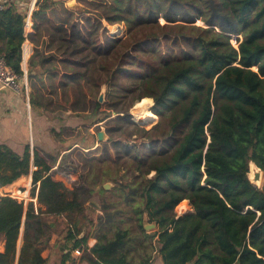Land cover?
Instances as JSON below:
<instances>
[{"label":"trees","instance_id":"trees-1","mask_svg":"<svg viewBox=\"0 0 264 264\" xmlns=\"http://www.w3.org/2000/svg\"><path fill=\"white\" fill-rule=\"evenodd\" d=\"M91 3L96 14L91 23L87 19V38L77 20L70 22L75 13L62 6L52 22L47 19L56 14L55 3L36 2L35 22L50 24L55 48L66 56L63 101L83 115L77 106L102 84L114 102L127 100L124 113L152 99L150 115L158 123L150 131L134 126L150 152L143 156V145L133 146L130 165L139 174L126 184L115 181L119 199L105 202L93 218L80 194L67 193L63 181L50 175L55 158L34 151L26 209L12 198L0 200V264L13 262L23 215L18 264H45L41 252L52 235L60 264H154L157 256L160 264H264V186L248 179L250 163L264 172V0ZM102 20L123 24L125 39L104 42L98 36ZM23 28V16L7 4L0 11V58L16 76L22 75ZM139 53L156 62L141 67ZM125 63L137 71H126ZM123 74L128 87L118 83ZM29 158L28 146L19 156L0 144V186L27 175ZM99 192L107 193L102 186ZM185 200L192 211L177 216L174 210ZM144 215L156 224L151 235L143 230ZM90 238L96 243L88 249Z\"/></svg>","mask_w":264,"mask_h":264},{"label":"crops","instance_id":"crops-1","mask_svg":"<svg viewBox=\"0 0 264 264\" xmlns=\"http://www.w3.org/2000/svg\"><path fill=\"white\" fill-rule=\"evenodd\" d=\"M37 1L45 0H8V5L12 4L16 12L23 16L24 42L21 46L22 59L20 63L22 75L17 78V89L0 85V144L19 156L23 155L25 147H29V171L26 175L25 185H22L28 194L32 172L35 170L33 166L34 151H38L45 157L46 155L54 157L53 165L54 161L58 165L63 155L69 152L68 150H59L58 147L67 142L66 135L69 129L79 130L86 124L89 134L92 135L91 129L100 123L93 120L89 124H84L86 119L83 115L87 114L77 116V112H71L66 102L63 101L62 87L59 82H61V76L67 73V68H63L66 56L62 49L61 51L56 50V41L51 35L50 24L41 23L39 20L35 22L33 16L39 10L36 6ZM46 1L55 3L52 7L55 12L61 11L62 6H67L72 2L78 3V0ZM78 10L77 7H74L69 11L75 13ZM47 20H50V16ZM29 72L31 74L30 81L28 80ZM71 147L77 148L78 142H74ZM28 202L29 199L23 204L24 209ZM184 202L187 203L186 200ZM23 226L24 215L11 264H18L23 245ZM56 237V235H52L48 247L41 252L42 258L46 259L45 264H60V253L54 247ZM95 243L96 239L90 238L87 244L88 249L92 248ZM0 253H4V243L1 239ZM77 256L79 257L80 253H72V257L78 258ZM152 258L154 259V257ZM154 261V264H160L158 256ZM76 264L86 263L77 261Z\"/></svg>","mask_w":264,"mask_h":264},{"label":"rangeland","instance_id":"rangeland-1","mask_svg":"<svg viewBox=\"0 0 264 264\" xmlns=\"http://www.w3.org/2000/svg\"><path fill=\"white\" fill-rule=\"evenodd\" d=\"M92 0H78L76 7L79 9L75 11V15L73 16L71 23L78 21V25L87 37V32L90 30V26L88 25L87 19L90 18V23L94 18L93 11L95 8L92 3ZM93 1H100V0H93ZM74 3V2H72ZM74 4H72L73 6ZM64 8L68 9V6H64ZM56 14H52L50 20L55 22L57 17H59L58 12ZM62 17V16H61ZM67 16L65 15L63 19ZM162 23V22H161ZM102 27L104 30L99 31L98 36H101L102 40L105 42L107 39H125L127 36V32L125 26L123 24H115L109 25L107 22L102 20ZM196 25H201L200 22H196ZM121 28V32L117 34H113L114 28ZM234 37L232 36L231 42L235 41ZM88 38V37H87ZM141 56V64L140 66L145 68L146 65H154L156 60L151 59L150 57ZM155 57L158 55L156 52ZM124 69L128 71L129 69L133 71H137L135 66L130 65L129 63L124 64ZM107 78L106 75L103 76L102 81H105ZM130 80L128 79L127 74H123L121 78H119L118 83L124 87L130 86ZM91 87V86H90ZM103 88V89H101ZM100 91L96 92L92 90L88 92L87 99H85V103L79 104L77 106L78 110L84 109V113L87 115H83L86 119L84 122L89 124L93 120L98 123L99 125L91 129L92 135L88 132V127L83 125L79 130L76 128H72L67 132L66 137L68 138L67 142L62 143L59 145V150H68L67 154H64L63 157L58 162V165H52V171L50 175L54 179H58L63 181L65 185V189L67 193L69 192H78L81 196V201L85 208H90L91 210L95 211V214H91V217L94 218L95 215H101V206L106 203H111L109 201H117L119 197L115 194V188L117 183L115 181L122 182L126 184L132 181L134 176H137L138 172H133V168L130 165V159L134 154L133 146L143 145V149L140 150L143 156L149 154V142L146 138L142 137L139 134V131L134 129V126L139 129H143L144 131H150L155 127L156 123H158V119H154L153 123L150 125H145L144 127L141 125L136 124L132 119L131 110L134 108L132 105L130 108H127L126 112L124 113V108L127 106V100L123 99L122 101H117L118 99L111 100L107 97V89L106 85L102 84L100 87ZM102 96L101 102H98L99 96ZM150 99V98H148ZM152 105L148 108V112L150 114V109ZM117 101V102H116ZM98 104L99 107L95 108V105ZM115 111L121 112L116 113ZM123 111V112H122ZM79 113V112H77ZM131 114V115H129ZM81 115V114H80ZM126 115H129V118H126ZM87 117V118H86ZM126 119V120H124ZM97 120V121H96ZM99 131H103L105 133L104 141L98 142L96 135ZM108 131V132H107ZM74 142H78L77 148H72V144ZM52 154V153H51ZM118 160V162H116ZM117 163L121 164V167H117ZM102 174H101V173ZM153 176L151 173L148 177ZM111 178L114 181H111ZM252 184H254L253 180H251ZM25 183V182H24ZM23 183V186L25 185ZM109 184L110 188L107 190V193H100L99 189L104 184ZM256 186V185H255ZM264 186V172L262 171L261 181L259 183L258 188H262ZM31 188L29 190V195L31 193ZM115 194V196H114ZM109 200V201H108ZM90 201L94 203L99 210L95 209L94 206L90 205ZM114 203V202H113ZM122 206L121 203L117 204V206ZM188 211L181 210L178 208V205L175 208V214L177 216H181L185 213H189L192 211L191 206L187 202ZM126 208L123 219L127 221L129 215L131 214L130 211ZM185 212V213H184ZM89 213V212H87ZM121 218V217H119ZM56 222V228L60 229L64 222L62 218L53 219ZM153 231H145L147 235H151ZM132 232H136V230H132ZM155 239L151 241L148 240V243H151V246L154 248ZM138 243V242H137ZM151 258L155 257L152 252H149ZM81 255V254H80ZM139 254L137 253V256ZM78 257V256H77Z\"/></svg>","mask_w":264,"mask_h":264},{"label":"water","instance_id":"water-1","mask_svg":"<svg viewBox=\"0 0 264 264\" xmlns=\"http://www.w3.org/2000/svg\"><path fill=\"white\" fill-rule=\"evenodd\" d=\"M72 4H74V5L72 6ZM67 6H68V9L69 10L70 9H74V7H76V3H70ZM101 89H103V88H101ZM101 100H102V96L100 95L99 98H98V102H101ZM129 115H131V114H129ZM96 138H97V141L98 142L104 141V139H105V133L103 131H99L97 133V135H96ZM251 164L257 169V172L254 173L253 175H252L253 170H252ZM261 175H262V170L260 168H258L254 163H250L249 164L248 179H249L250 182H251V180H253V182H254L253 185L254 186H255V182L256 181L259 180V183H260V181H261ZM26 178H27L26 175H22L18 179H16L15 181H13L12 183H10V184L2 187V190L5 193H7V194L17 193V191L22 188L23 183L26 182ZM258 186H259V184L256 185L255 187L258 188ZM102 187H103L104 190L107 191L110 188V185L106 183ZM90 205L91 206H94L95 209L99 210V207H97L91 201H90ZM142 227H143V230L147 232V231L155 230L156 229V224L155 223H149L146 215H144L143 222H142Z\"/></svg>","mask_w":264,"mask_h":264},{"label":"built area","instance_id":"built-area-1","mask_svg":"<svg viewBox=\"0 0 264 264\" xmlns=\"http://www.w3.org/2000/svg\"><path fill=\"white\" fill-rule=\"evenodd\" d=\"M8 4V0H0V11L3 10ZM233 45L236 47L237 43L235 41H232ZM17 78L10 69H8L3 61L2 58H0V85L3 87L13 88L17 89ZM35 169V167H34ZM16 194H22L17 196ZM4 197H9L14 200H16L19 203H25L26 200L29 199L30 202V195L27 191H25L24 188L17 191V193H10L7 194L2 190V187L0 186V200ZM76 254H79L78 251H75Z\"/></svg>","mask_w":264,"mask_h":264},{"label":"bare ground","instance_id":"bare-ground-1","mask_svg":"<svg viewBox=\"0 0 264 264\" xmlns=\"http://www.w3.org/2000/svg\"><path fill=\"white\" fill-rule=\"evenodd\" d=\"M120 33L121 32V29L116 27L113 29V34H117V33ZM135 104V103H134ZM152 105V102L150 99L148 98H143L141 100H139L134 108L131 110V114H132V120L141 125V126H147V125H150L151 123H153L154 121V118L149 114L148 112V108ZM252 166V170H253V173H256L257 172V169L251 164ZM259 184V180L255 182V185H258ZM187 203L186 202H181L178 204V208H180V211L181 210H186L188 211V207L186 205ZM185 213V212H184Z\"/></svg>","mask_w":264,"mask_h":264}]
</instances>
